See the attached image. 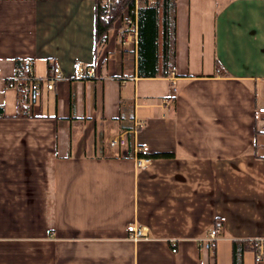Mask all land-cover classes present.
<instances>
[{
	"label": "crops",
	"instance_id": "0c3cea01",
	"mask_svg": "<svg viewBox=\"0 0 264 264\" xmlns=\"http://www.w3.org/2000/svg\"><path fill=\"white\" fill-rule=\"evenodd\" d=\"M97 6L0 0V264H257L234 242L264 237V0H173L174 56L165 69L160 18L155 74L139 13L98 41ZM27 59L42 79L62 69L34 104L7 85Z\"/></svg>",
	"mask_w": 264,
	"mask_h": 264
},
{
	"label": "built area",
	"instance_id": "2783aa9c",
	"mask_svg": "<svg viewBox=\"0 0 264 264\" xmlns=\"http://www.w3.org/2000/svg\"><path fill=\"white\" fill-rule=\"evenodd\" d=\"M121 0H101V6L105 10L104 17L109 19L113 13V9L119 4ZM135 3V10L132 13L127 7L123 13V16L116 20L119 26H125L128 28L134 27L136 25L137 15L139 13L140 4L145 1V6H152L156 3V0H133ZM115 21V22H116ZM18 70L22 72L15 75L13 78L9 79L7 85L17 89L18 91L25 92L28 95L29 103H37L44 91V88L53 90L56 87L57 81L62 76V69L60 63L57 60H51L49 64L50 74L45 78H40L35 72V62L33 59H27L18 64ZM75 71L77 78L91 77L95 74V67H85V65L78 61L75 64ZM1 73V68H0ZM255 117H256V129L258 135H264V94L258 95V101L255 106ZM118 139L112 141V145H115ZM140 153L146 156L149 153L148 146H142L139 148ZM144 158L139 157L138 163L142 165ZM224 230V222L222 219H216L212 225L209 234L206 238L200 239V245L204 249H213L215 243L220 239ZM129 236L133 240H138L143 237H148L147 230L142 226L132 225L129 227ZM249 247L253 250L255 254V260L257 264H264V237H256L247 241ZM172 250L177 251L175 243L172 242Z\"/></svg>",
	"mask_w": 264,
	"mask_h": 264
},
{
	"label": "trees",
	"instance_id": "16d2710c",
	"mask_svg": "<svg viewBox=\"0 0 264 264\" xmlns=\"http://www.w3.org/2000/svg\"><path fill=\"white\" fill-rule=\"evenodd\" d=\"M98 1L97 6V39L98 41L106 39L110 30L113 28L116 20L123 16V13L127 7L134 13L135 3L133 0H121L119 4L113 9L112 15L109 19H105V10L101 6V0ZM173 0H156V3L150 7L145 6L140 8L139 12V45L140 55L142 60L140 61V70L142 73L155 74L156 59L158 57L157 45L160 31L158 28V19L163 21V60L164 68L170 67L171 59L174 56V24L171 17V8ZM151 62V65L147 64ZM146 61V62H145ZM167 72H163L166 74ZM241 251H244L249 247L248 242H234V251H237L239 247ZM239 260L234 255V264H238Z\"/></svg>",
	"mask_w": 264,
	"mask_h": 264
},
{
	"label": "rangeland",
	"instance_id": "374dc122",
	"mask_svg": "<svg viewBox=\"0 0 264 264\" xmlns=\"http://www.w3.org/2000/svg\"><path fill=\"white\" fill-rule=\"evenodd\" d=\"M123 27H125V26H123Z\"/></svg>",
	"mask_w": 264,
	"mask_h": 264
}]
</instances>
